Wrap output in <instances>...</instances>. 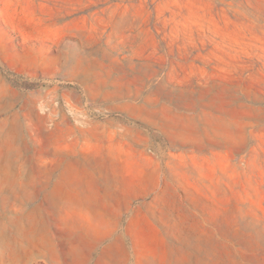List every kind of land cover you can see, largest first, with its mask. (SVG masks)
<instances>
[{
    "label": "rangeland",
    "instance_id": "rangeland-1",
    "mask_svg": "<svg viewBox=\"0 0 264 264\" xmlns=\"http://www.w3.org/2000/svg\"><path fill=\"white\" fill-rule=\"evenodd\" d=\"M0 264H264V0H0Z\"/></svg>",
    "mask_w": 264,
    "mask_h": 264
}]
</instances>
